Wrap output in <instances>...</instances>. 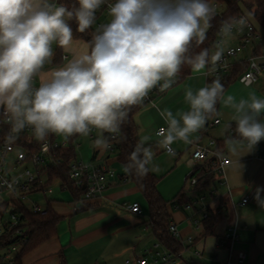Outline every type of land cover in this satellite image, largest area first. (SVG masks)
I'll return each mask as SVG.
<instances>
[{"label":"clouds","instance_id":"1","mask_svg":"<svg viewBox=\"0 0 264 264\" xmlns=\"http://www.w3.org/2000/svg\"><path fill=\"white\" fill-rule=\"evenodd\" d=\"M107 5L106 22L96 25L97 12ZM217 15L209 0H0V118L9 125L4 137L11 145L30 130L37 142L52 135L87 138L95 131L100 153L119 142L122 125L134 106L149 93L166 91L176 83L183 66L205 77L222 62L233 30L248 26L247 15L220 22L221 39L201 47ZM91 31L83 53H73L58 67L45 70L53 46L69 52L73 27ZM95 26V27H94ZM199 49V51H196ZM187 110H159L166 127L155 132V144L174 155L173 144L190 143L206 123L220 115L218 104L232 111L225 139L240 170L238 148L252 151L264 140V98L250 91L247 98L226 94L217 75L203 87L186 88ZM142 135L127 157L125 172L143 177L151 170L154 151ZM244 153V154H245ZM243 154V155H244ZM258 187L254 199L264 208Z\"/></svg>","mask_w":264,"mask_h":264},{"label":"crops","instance_id":"2","mask_svg":"<svg viewBox=\"0 0 264 264\" xmlns=\"http://www.w3.org/2000/svg\"><path fill=\"white\" fill-rule=\"evenodd\" d=\"M232 34L234 36L227 40L226 45L239 43L240 34L236 31ZM259 45L264 47L263 41ZM82 48L83 41L73 38L72 50L65 52L62 49L63 57L69 58ZM254 53L253 48H247L236 58V63L247 61ZM61 65H46L45 70ZM205 83V76L193 72L185 79H178L177 85L155 99V104H145L135 115L139 137H152L149 143L155 155L150 165L151 171L159 175L160 158L167 159L170 162L168 167L176 169L171 171L164 166L165 175L158 182L160 193L170 201L168 211L171 221L177 225L182 236L181 240L175 237L182 244L181 251L176 254L175 264H223L230 255V249L228 243L222 244V241L229 227L235 223L239 231L238 240L233 246V264H239L236 258L238 252L246 255L242 264H264V208L259 207L254 199L256 189H264V140L247 153L246 145L238 148L242 155L239 157L241 168L238 170V165L234 163L237 157L229 152L225 144V139L234 135L232 129H227L229 123L233 124V129L235 126L231 121L232 111L218 104L220 115L209 120L202 130L194 134L190 143L173 144L176 151L174 155L169 156L155 144V132L166 126L158 109H168L173 113L187 110L188 106L184 103L185 89L192 88L195 91ZM250 91L264 98V76L251 86H245L237 79L228 86L226 94H233L239 99L247 98ZM215 119H220V123L208 125ZM95 136L91 138L92 143ZM197 144L211 145L213 150L228 157L231 163L224 167L223 173L215 170L207 181L198 186L191 185L189 181L187 186L194 167L213 160L212 156L206 161L193 160L192 153ZM77 159L106 165L114 169L118 176L109 182L101 199L84 203H76L69 191L62 190L56 185L57 182L54 183L57 189L52 195L47 198L40 196L42 205L47 209L51 207L60 217L56 233L23 254L19 261L16 255L14 264H127V260L132 261L130 264H137L136 260L140 257L151 261L158 252H170L153 231L148 201L126 176L117 152L108 150L100 153L93 146L83 158L77 156ZM175 172H179V180L165 185V179ZM181 191L185 193L181 201L172 202ZM260 196L264 199V191H261ZM245 197H249V202L241 205ZM134 202L140 204L142 214H134L125 208ZM207 213L216 216L211 225H206L203 219ZM190 238L193 240L190 241Z\"/></svg>","mask_w":264,"mask_h":264},{"label":"built area","instance_id":"3","mask_svg":"<svg viewBox=\"0 0 264 264\" xmlns=\"http://www.w3.org/2000/svg\"><path fill=\"white\" fill-rule=\"evenodd\" d=\"M56 2L59 4L58 0ZM110 2L113 1L110 0ZM211 4L216 6L217 14L221 15L223 10L219 11V9H221L222 5L218 2ZM103 13H107V5H103L97 12V20H99V17ZM247 18L249 23L243 31L233 30V32L236 31L240 34L239 43L236 45H225L222 62L218 64L217 71L213 76L206 77L207 82L217 75L221 79L227 75L236 64V58L250 47L255 50V53L248 58V68L239 76L238 80L245 86H251L264 76V47L259 45L263 40L262 32L257 29L248 16ZM220 39L221 36L215 43ZM258 46L260 50L256 52ZM178 79L179 76L172 87L177 85ZM166 91L161 92L158 87L153 89L145 98L144 103L155 104V99L163 95ZM219 123L220 119H215L213 123H208V125H216ZM164 127L166 126L160 127L157 131ZM94 136L95 131L90 134L91 138ZM116 142L113 141L109 151L114 150ZM67 146L68 140H59L55 135L50 136L46 142H37L32 137L30 130L22 132L15 143L11 145H5L3 139L0 145V206H6V213H0V262L14 264L21 245L27 241L26 238H21L19 243L4 244V236L15 227L18 228H15L14 237H21L25 234V227L20 226L22 222L21 215L16 211L15 207L17 205L24 206L33 213L40 215L47 214L48 209L42 206L40 202L32 199V195L39 193L42 197L47 198L54 193V184L48 183L50 179V168L63 162V157L59 152ZM174 153H176L175 150ZM211 156L215 160V169L221 173L224 172V167L231 163L228 157L213 150L211 145L197 144L192 153V158L195 161H206ZM68 175L76 189L81 193V203L101 199L108 189L109 182L118 176L114 169L106 165H98L94 162H85L78 159L70 163ZM197 182V178L190 180L191 185H196ZM56 185H59L62 190L70 192L67 185L61 184L60 182ZM248 202L249 197H245L241 205H245ZM125 208L134 214H142L141 206L137 202L128 204ZM207 217L208 213L203 216V219ZM238 231V224L235 223L229 227L224 235L222 244H225V242L228 243L230 255L223 264L234 263L233 246L238 240ZM170 232L174 237L181 240L182 236L176 224H171ZM192 240L190 238V241ZM176 256L172 252H158L156 257L151 261L145 257H140L136 260V263L175 264ZM245 257L244 252H238L236 254L237 263H244ZM126 263L130 264L132 261L127 260Z\"/></svg>","mask_w":264,"mask_h":264},{"label":"trees","instance_id":"4","mask_svg":"<svg viewBox=\"0 0 264 264\" xmlns=\"http://www.w3.org/2000/svg\"><path fill=\"white\" fill-rule=\"evenodd\" d=\"M58 2L71 5L73 0H58ZM209 2H218L223 5V12L221 15L217 14L211 22L212 27L209 28L207 33L208 39L203 45H201V47H211L220 37L219 28L222 20L233 15H247L242 6L243 4L246 6L247 10L250 11V19L253 21L257 29L264 34V0H251L248 3H245V0H209ZM72 27L73 38L85 42H88L91 39V29L88 32L79 33L76 31L75 23L72 24ZM259 50L260 47L258 46L256 52ZM196 51H199V49H196ZM62 57V49L57 47L55 62H60ZM247 68V61L236 63L232 67L231 71L221 79L225 89H227L232 82L237 80ZM192 73V70L188 66H183L181 72L178 74L179 80L185 79ZM145 104L146 103L143 102L142 105L134 106L132 108L128 121L122 125L119 142H116L114 145V150L117 152L118 159L124 167L127 163L129 153L133 150L135 144L140 138L138 134V126L135 122V115L144 107ZM8 130V125H6L2 118H0V145ZM76 137L77 136L68 138V146L60 150L59 153L63 157V162L50 168V179L48 183L54 184L56 182H60L61 184L67 185L73 196V200L76 203H79L81 202V193L76 189L74 183L70 180L68 175L70 163L77 159L76 147L74 144ZM214 161V159L209 160L205 165L195 166L188 177V181L193 178H197L198 182L196 186H198L203 183V181H207V179L211 178L216 170ZM126 176L131 179L145 195L150 209V222L159 242L170 252L178 254L182 249V244L178 239L172 236L170 232V226L172 224L171 216L168 211L170 201H167L158 189V176L151 170L143 177H137L127 172ZM184 195V191H181L172 202L181 201ZM15 208L21 215L22 222L20 223V226L25 227V234L21 237H14L13 234L15 232V228H18L15 227L11 231H8L4 236V244L8 245L19 243L21 238L27 239L26 243L21 245L17 253V261H19L23 254L51 238L56 233L60 217L51 207L48 208L46 215L33 213L24 206L17 205ZM0 213H6V206H0ZM215 217L216 216H213L210 213L208 217L204 219L207 223L206 225H211L212 222L215 221Z\"/></svg>","mask_w":264,"mask_h":264},{"label":"rangeland","instance_id":"5","mask_svg":"<svg viewBox=\"0 0 264 264\" xmlns=\"http://www.w3.org/2000/svg\"><path fill=\"white\" fill-rule=\"evenodd\" d=\"M111 1H113V0H111ZM251 0H245V3H248V2H250ZM243 6V8H244V11L246 12V14L248 15V17L250 18V11H248L247 10V8H246V6L243 4L242 5ZM220 10H223V5L221 6V9H219V11ZM107 19H108V16H107V13H103L100 17H99V20H97L96 21V25H98L99 23H104V22H106L107 21ZM95 27V26H94ZM232 36H234L233 34H231V36L230 37H232ZM262 36H263V44H264V34L262 33ZM229 37V38H230ZM228 38V39H229ZM227 39V40H228ZM87 42H85V41H83V48L82 49H80L79 50V52L78 53H83L86 49H87ZM53 48H54V53H56V50H57V46H53ZM64 57H66V56H64ZM64 57H62V59H61V61L60 62H55V56L53 57V61H52V64L53 65H60V64H63L64 62H65V60L63 59ZM69 57V59L71 58V56H68ZM47 67V66H46ZM95 135H96V133H95ZM57 138H59V140H62L63 139V137H58L57 136ZM65 140H68V138L67 139H65ZM74 144H75V147H76V153H77V156L81 159V158H83V155H85L86 153H87V151L89 150V148L92 150V148H93V143H92V141H91V137L89 136V137H87V138H83V137H80V136H77L76 138H75V140H74ZM158 167H159V169H160V173H159V175H158V178H162L161 176H163V175H165V171H163V168H165V167H168V166H170L169 164H170V162L167 160V159H165V158H160L159 160H158ZM165 166V167H164ZM171 171L172 170H176V169H172L171 167H168ZM172 174V173H171ZM179 174V172H175V173H173L171 176H170V178H166L165 179V181H164V183H165V185H169L170 184V182L171 181H177V180H179V178H178V175ZM184 183V181L182 182V184ZM182 184H181V186H182ZM189 181H188V183H187V186H189ZM55 189H57V186H54V190ZM32 199H34V200H38V201H40L41 202V204H42V197L40 196V194H38V193H36V194H34V195H32ZM43 206V205H42Z\"/></svg>","mask_w":264,"mask_h":264}]
</instances>
